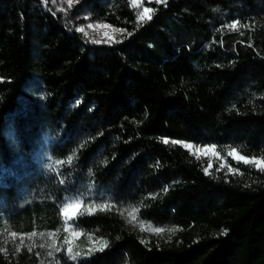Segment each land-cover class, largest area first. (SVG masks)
<instances>
[{
	"label": "trees",
	"instance_id": "16d2710c",
	"mask_svg": "<svg viewBox=\"0 0 264 264\" xmlns=\"http://www.w3.org/2000/svg\"><path fill=\"white\" fill-rule=\"evenodd\" d=\"M147 4L78 0L124 30L94 43L52 0H0V161L53 140L0 184V264H264V169L173 143L264 160V0Z\"/></svg>",
	"mask_w": 264,
	"mask_h": 264
},
{
	"label": "rangeland",
	"instance_id": "374dc122",
	"mask_svg": "<svg viewBox=\"0 0 264 264\" xmlns=\"http://www.w3.org/2000/svg\"><path fill=\"white\" fill-rule=\"evenodd\" d=\"M132 4L135 6L138 15H144L145 19L147 16H151L152 8L148 6L147 2L157 1L158 0H131ZM162 1V0H161ZM78 0H52L53 5L60 11L65 13H69L71 16V21L76 27V29L84 28L85 32L88 34L87 37L93 40H99L100 43L108 41L113 42L121 39L122 33L115 32V29H120L118 27L112 26L102 20L92 19L88 14L85 13H70V11L74 8L75 4ZM150 9L149 12L145 13L144 9ZM93 25L92 28H89L88 25ZM53 140L50 137H46L43 139H37L35 141H29L28 144L20 143L15 147V155L10 160H1L0 161V184H8L11 181L21 177L22 175L28 173L29 171H33L35 169H39L41 167H45L50 159L52 160L51 142ZM179 141V144L191 145L189 148L192 152L197 155L205 156L209 160V165L211 167H207V170L211 169L213 166H216L218 169H225L228 171H232L234 167L229 164V157L232 156L227 154L220 153L216 147L212 148L214 145H196L192 142L185 140H176ZM236 150V149H235ZM207 153V154H205ZM217 153L219 155H217ZM236 153L240 156H244L240 154L237 150ZM257 160H263L262 158H251ZM75 205V204H72ZM68 207V206H67ZM66 207V208H67ZM79 207L73 211V209H68L67 214L65 213V209L63 210V216L66 220L73 217L77 211L80 209ZM70 242H75L74 236H70Z\"/></svg>",
	"mask_w": 264,
	"mask_h": 264
},
{
	"label": "snow or ice",
	"instance_id": "6c2138e0",
	"mask_svg": "<svg viewBox=\"0 0 264 264\" xmlns=\"http://www.w3.org/2000/svg\"><path fill=\"white\" fill-rule=\"evenodd\" d=\"M158 2H161V0H158ZM69 3H71V0H69ZM149 11H150V9H147V8L144 9V12H145V13H147V12H149ZM138 18H139L141 21H143V20L145 19V17H144L143 14H141ZM151 19H152L151 16H147V20L150 21ZM88 27H89V28H92L93 25L89 24ZM229 27H233V25H230ZM77 30H78L79 32H81V33H84L85 36L88 35V34L85 32L84 28H79V29H77ZM115 32H117V33H122V32H124V30H123V29H115ZM129 35H131V34H129ZM93 42H94V43H100L99 40H93ZM105 42H108V41H105ZM114 42H117V43H118L119 41H114ZM168 142H169L168 140H164V141H163V143H165V144H167ZM173 143H180V142H179V141H173ZM185 147H187V148H191L192 146H191V145H185ZM212 148H215V146H212ZM205 154H207V153H205ZM217 155H219V154L217 153ZM228 155L232 156L233 159H234V160H237L238 162H239V161H243V163H245V164H252L254 167L264 169V160H257V159H251V160H250V159L247 158V157H243V156L238 155V154L236 153V150H235V149H233L232 152H229ZM209 167H211V165H209ZM205 172L207 173V169H205ZM78 207H79V204H75V205L69 204L68 207L65 208V213L67 214L68 209H73V211H75V209L78 208ZM110 207H112V205H104V206L101 207V210H107V209L110 208ZM85 211H88L89 214H91V212H92V208H91V206H89L88 209H85ZM137 211H138L137 209H132L130 212H128V216H129L133 221L136 219V215H135V214H136ZM141 230H144V229H141ZM154 231L157 232V233L159 234V233L162 232L163 230H162V229H155ZM173 231H175V230H173ZM225 234H226V233H225ZM97 250H98V251H103L104 248H103V247H100V248H98ZM69 251H71V249H69Z\"/></svg>",
	"mask_w": 264,
	"mask_h": 264
}]
</instances>
